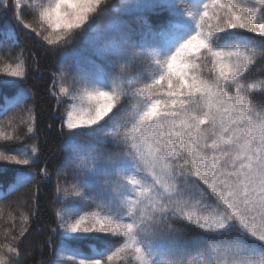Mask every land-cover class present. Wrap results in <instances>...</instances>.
Wrapping results in <instances>:
<instances>
[{
    "label": "snow or ice",
    "instance_id": "obj_1",
    "mask_svg": "<svg viewBox=\"0 0 264 264\" xmlns=\"http://www.w3.org/2000/svg\"><path fill=\"white\" fill-rule=\"evenodd\" d=\"M8 8L47 50L84 42L73 72L60 63L53 73L67 153L53 264H264V73L252 78L264 63V0H122L125 12L167 14L138 30L110 15L109 0ZM8 38L0 85L19 91L0 108V162L22 167L0 201L49 175L37 172L22 88L31 65ZM21 219L18 233L4 230L0 264H20L30 214Z\"/></svg>",
    "mask_w": 264,
    "mask_h": 264
},
{
    "label": "trees",
    "instance_id": "obj_2",
    "mask_svg": "<svg viewBox=\"0 0 264 264\" xmlns=\"http://www.w3.org/2000/svg\"><path fill=\"white\" fill-rule=\"evenodd\" d=\"M12 2L14 0H0V40L6 39L11 33L12 38H8V44L13 46L16 51L23 49L28 63L31 65L29 78L22 84V88L27 93L25 106L32 107L36 116L34 136L35 142L40 148L37 172L39 173L41 168L47 167L49 175L0 201V206L3 207V213L0 215V240L4 238L5 229L13 228L14 231L19 232L23 226L21 213L30 214L29 231L19 245L20 264H53L56 259V243H50L49 237L51 228L55 226L57 172L63 169L67 155L64 146L65 138L60 134L59 114L63 111V105L58 108L56 99L52 95L53 73L57 71L60 63H64L67 73H72L76 62L74 50L79 52L84 42L77 36L70 43L63 44L58 48L47 50L51 46L41 47L42 41L38 42V38L29 39L28 37L33 34L17 26V22L13 18V10L8 8L5 11V6ZM109 3L116 9L110 15L119 20L121 24L129 25L137 30L142 17L163 18L167 15L163 12H125L121 10L122 0H109ZM103 19L104 16H101L98 23ZM92 28L95 29L96 25H93ZM102 31H104L103 27ZM90 34H93L92 30H90ZM262 73H264V63L257 65L252 78L260 77ZM70 79L69 76V81ZM18 91V89L0 85V108L4 107L5 101H13L18 95ZM9 115L12 113L10 112ZM18 146V142L11 145L13 148ZM21 167L0 162V191L8 190V186L15 180L16 170ZM73 199L76 198L73 197ZM17 201H20L19 205H17ZM8 205L12 206V218L9 217ZM81 247L85 251L88 250L87 244L81 245Z\"/></svg>",
    "mask_w": 264,
    "mask_h": 264
}]
</instances>
